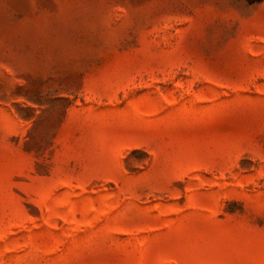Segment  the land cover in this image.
<instances>
[{"label":"rangeland","instance_id":"rangeland-1","mask_svg":"<svg viewBox=\"0 0 264 264\" xmlns=\"http://www.w3.org/2000/svg\"><path fill=\"white\" fill-rule=\"evenodd\" d=\"M0 264H264V0H0Z\"/></svg>","mask_w":264,"mask_h":264}]
</instances>
